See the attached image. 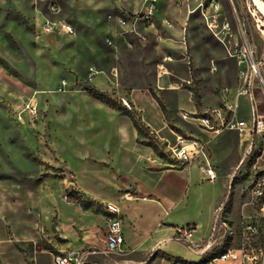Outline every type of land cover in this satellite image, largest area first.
Returning a JSON list of instances; mask_svg holds the SVG:
<instances>
[{
    "label": "rangeland",
    "instance_id": "rangeland-1",
    "mask_svg": "<svg viewBox=\"0 0 264 264\" xmlns=\"http://www.w3.org/2000/svg\"><path fill=\"white\" fill-rule=\"evenodd\" d=\"M201 1L157 0L148 21L143 0H0V181L20 178L24 192L35 185L51 192L62 183L63 198L69 192L83 198L67 161L75 165L72 157L85 158L78 155L76 142L83 132L80 128L88 125L83 111L86 98L93 99L92 90L106 93L131 112L156 157L172 162L166 143L146 131L130 102V81H140L142 85L135 86L138 94L158 104L172 130L180 121L187 130L178 132L202 140L217 171L214 183L203 181L202 158L197 159V185L179 207L189 219L208 215L200 237L194 239V230L191 240L178 232L191 224L176 227L169 241L172 246H150L153 256L146 264H208L211 256L203 245L212 233L215 252L233 246L241 222L253 215L250 188L254 178L264 173V134L241 137L225 127L215 134L188 123L181 114L204 115L219 109L221 118L212 120L219 126L228 111L226 103L237 102L235 119L251 124L250 106L245 97L237 96L239 67L229 53L240 24L264 76V16L254 0H217L220 20L231 24L226 36L219 27L207 25L205 16L211 9L204 16L197 8ZM60 22L70 25L74 35L44 27ZM166 55L171 61L160 71L158 65ZM223 88L228 89L225 96ZM253 101L254 114L264 117V93L258 84L253 87ZM31 104L36 106L35 120L30 116ZM84 206L104 213L102 203L85 199ZM192 241L203 245L192 246ZM92 248L81 251L90 256L85 264H101L106 257L91 254ZM127 253L126 249L113 255Z\"/></svg>",
    "mask_w": 264,
    "mask_h": 264
},
{
    "label": "crops",
    "instance_id": "crops-1",
    "mask_svg": "<svg viewBox=\"0 0 264 264\" xmlns=\"http://www.w3.org/2000/svg\"><path fill=\"white\" fill-rule=\"evenodd\" d=\"M119 56L123 58V52ZM119 65L123 67L124 62ZM130 84V102L139 111L146 131L165 143H173L172 126L160 114L158 104L138 94L135 86L140 87L142 82L132 80ZM88 98L83 111L88 125L80 128L83 136L74 138L78 155L85 158L76 161L72 157L75 165L68 159L67 163L75 174V189L83 195L82 200L117 206L123 225L122 249L128 252L105 256L101 264H146L153 256L150 246H172L169 241L174 228L186 224L194 226V239H198L208 215L205 219H189L182 213L184 207L179 208L186 193L197 185V165L181 166L156 157L132 118L104 101ZM175 125L174 131L187 130L180 121ZM92 160L105 165L97 167ZM86 178L92 181L87 183ZM0 183L9 188L0 190V264H54L56 253L71 254L77 264L89 261L90 256L81 251L98 246L104 233L105 212L66 202L62 183L51 192L36 185L24 192L20 178Z\"/></svg>",
    "mask_w": 264,
    "mask_h": 264
},
{
    "label": "built area",
    "instance_id": "built-area-1",
    "mask_svg": "<svg viewBox=\"0 0 264 264\" xmlns=\"http://www.w3.org/2000/svg\"><path fill=\"white\" fill-rule=\"evenodd\" d=\"M145 9L143 12L145 20L152 19L157 0H143ZM207 3V5L205 4ZM209 6V7H208ZM197 8L204 13V11L211 9V13L206 18L209 27H219L226 36L230 35L231 24L227 20H220L219 14L221 12L217 0H203L198 3ZM166 25L172 27L169 21H165ZM44 27L47 31H57L73 36V28L66 23L49 24L45 23ZM239 37L231 44L230 56L235 59L239 67L240 91L238 97H245L250 106L251 124L248 125L244 119H235V111L238 103L233 105L226 103L228 106L227 113L221 120L219 126L213 125V118H221L219 109H214L208 114L197 115L184 112L181 117L185 121H192L199 126L207 128L210 132L218 133L220 128H227L235 130L239 136L247 137L253 133L264 134V117L255 115L254 101H253V87L258 84L259 88L264 93V76L261 69V62L254 58L250 44L246 38V34L239 24ZM182 44L186 46L185 40ZM186 52V50H184ZM171 61V57L166 55L162 58L158 65L159 70H165V65ZM228 89L223 88L221 95L225 96ZM29 112L32 120L36 119V106L30 105ZM174 136L173 143H166V151L171 156L175 163L181 166H189L197 159L202 158L199 165V174L203 181L207 183H214L217 179V171L211 164L209 156L207 155L205 143L199 138L188 136L184 133L172 130ZM249 141V140H248ZM251 147V145H250ZM262 149L264 150V140ZM66 197V196H65ZM64 197V200H65ZM126 195L123 196V198ZM251 205L253 207V215L241 222L238 231V237L235 244L231 247L223 248L220 252H215L213 249L215 240L214 233L208 239L206 244L191 242L192 246H205V251H208L211 256L208 264H214L216 261L235 262L237 264H264V173L258 174L251 183L250 188ZM105 212V226L104 233L99 238L98 246H93L90 249L91 254H101L110 256L116 253H124L122 245L124 243L122 217L119 209L115 204L107 203L104 205ZM194 226H184L178 229V232L183 234L185 238L191 240V232ZM215 228H213V232ZM220 245V244H219ZM213 256V257H212ZM54 264H77V258L71 254L56 253L53 256Z\"/></svg>",
    "mask_w": 264,
    "mask_h": 264
},
{
    "label": "trees",
    "instance_id": "trees-1",
    "mask_svg": "<svg viewBox=\"0 0 264 264\" xmlns=\"http://www.w3.org/2000/svg\"><path fill=\"white\" fill-rule=\"evenodd\" d=\"M89 95L92 96L95 99L101 100L106 102L107 104L113 106V107H117L118 104L117 102L111 98L109 95H107L104 92H101L99 90H92L89 91ZM118 108L123 111L124 114L128 115L130 118H132L131 112H129L128 110L122 109V107L118 106ZM135 126L138 129V131L141 133V126L135 122ZM65 201L68 203H72V204H80L84 206V200H82L81 198L75 196L74 192H69L66 197H65Z\"/></svg>",
    "mask_w": 264,
    "mask_h": 264
},
{
    "label": "bare ground",
    "instance_id": "bare-ground-1",
    "mask_svg": "<svg viewBox=\"0 0 264 264\" xmlns=\"http://www.w3.org/2000/svg\"><path fill=\"white\" fill-rule=\"evenodd\" d=\"M257 10L264 16V2L261 0H254Z\"/></svg>",
    "mask_w": 264,
    "mask_h": 264
}]
</instances>
